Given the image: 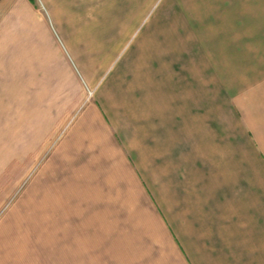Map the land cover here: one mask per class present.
I'll return each mask as SVG.
<instances>
[{"label":"crops","instance_id":"crops-1","mask_svg":"<svg viewBox=\"0 0 264 264\" xmlns=\"http://www.w3.org/2000/svg\"><path fill=\"white\" fill-rule=\"evenodd\" d=\"M0 75L102 264H264V0H0Z\"/></svg>","mask_w":264,"mask_h":264},{"label":"rangeland","instance_id":"rangeland-1","mask_svg":"<svg viewBox=\"0 0 264 264\" xmlns=\"http://www.w3.org/2000/svg\"><path fill=\"white\" fill-rule=\"evenodd\" d=\"M3 81L0 75V264H102L98 239L86 238L89 222L74 217L81 192L70 190L66 175L76 161L61 156L69 126L63 116H41L32 101L19 105ZM116 238L103 240L106 250Z\"/></svg>","mask_w":264,"mask_h":264}]
</instances>
